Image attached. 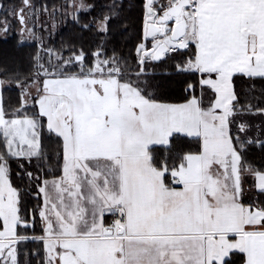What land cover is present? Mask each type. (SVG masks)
Returning <instances> with one entry per match:
<instances>
[{
  "label": "snow or ice",
  "instance_id": "obj_1",
  "mask_svg": "<svg viewBox=\"0 0 264 264\" xmlns=\"http://www.w3.org/2000/svg\"><path fill=\"white\" fill-rule=\"evenodd\" d=\"M0 16L35 49L0 63V264H264V170L246 160L264 150V0H20ZM61 25L99 38L90 63L56 47ZM133 35L134 57L108 54Z\"/></svg>",
  "mask_w": 264,
  "mask_h": 264
},
{
  "label": "trees",
  "instance_id": "obj_2",
  "mask_svg": "<svg viewBox=\"0 0 264 264\" xmlns=\"http://www.w3.org/2000/svg\"><path fill=\"white\" fill-rule=\"evenodd\" d=\"M0 3H4L6 5H10V4H17L18 5L19 1L18 0H0ZM34 3H36V5L38 7H42L44 4H47L49 9L51 10L53 5L63 4L64 0H35ZM81 15H85V14L82 13ZM2 18L3 17L0 16V19H2ZM85 18H89V17H86V15H85ZM12 25H13V30L10 33V36L8 37L7 41L0 39V63H4L5 61H11L13 58L20 57L22 55H26L27 53H30V52L35 50L33 47H28V46L21 48V49L16 48V44H17L16 24L12 22ZM135 30L136 29L133 28L130 31L132 33H134ZM61 37H63L66 40L75 41V43L77 45L82 44L84 47V50L86 52V60L89 63L93 59L92 51H94L96 46L100 43L99 38L95 36L94 32L85 33L83 35V38L81 39L80 34L78 32H76L75 29H72L70 27H64L63 25L60 26L58 33L56 35V38H55L56 47L60 46ZM134 43H135V36L134 35L132 36V40L129 43H125L120 38H114L109 43V45L107 46L108 47V54L111 55L112 46L115 45L118 52L120 54H122L124 57H130V56L134 57L135 56V52H134V48H133ZM149 47H150V44H149ZM130 49H131V51H130ZM67 54L68 53L65 52V55H67ZM129 62L131 63V60H129ZM26 64H27V61H25V66H26ZM244 87H249V86L244 85ZM255 87H256V90L254 93V97H259L260 96V89H261L262 85L260 84L259 81H257ZM237 90L238 91L241 90V85L239 82L237 84ZM170 91H171V98L173 99V101L174 102H180V97L183 94V86L182 85H173L171 87ZM254 97H250V98L252 99V103L256 104L258 101ZM241 99L243 101V95L241 96ZM3 101H4L5 106L17 105L19 102L18 89H16V87H15L13 89L4 90L3 91ZM259 102L261 104H264V100H260ZM246 160L249 163H251L254 167H256L257 169L264 170V150H261L259 147L258 148H255L254 146L250 147V149L246 155ZM13 167L17 168V166L14 165V163L12 164L11 178H14L16 176V175H14L15 172H14ZM16 180L13 182L15 185H17V183H18ZM12 181H13V179H12ZM25 186H26V184H23V187H25ZM36 206H37V200L35 199V197L26 194L24 196V199L22 202L21 215H24V216H26L27 219H29L32 215L30 210L35 209ZM36 221H37L36 229H38V227L39 228L41 227V225L39 223L38 213L36 215ZM36 229H35V232H36ZM40 230H41V228H40ZM28 234L31 235L32 231L29 232V230H28ZM36 234H39V233H36ZM25 247L27 249H32L35 247V245L31 241H29V242H27Z\"/></svg>",
  "mask_w": 264,
  "mask_h": 264
},
{
  "label": "rangeland",
  "instance_id": "obj_3",
  "mask_svg": "<svg viewBox=\"0 0 264 264\" xmlns=\"http://www.w3.org/2000/svg\"><path fill=\"white\" fill-rule=\"evenodd\" d=\"M19 1V3H20V0H18ZM34 1L35 0H33V3H34ZM19 3H18V5H19ZM34 4H36V3H34ZM42 19H47V17H42ZM9 20L11 21V22H13V23H15L16 24V32H17V28H18V24H17V22L15 21V20H12V18L11 17H9ZM11 33V32H10ZM10 33H9V36H10ZM46 39H47V37H45ZM0 39H2V40H5L2 36H0ZM16 86L15 85H12L11 87H7V86H5V90H7V89H13V88H15ZM45 145H46V147H50V145H49V142L48 141H45ZM14 165H16L15 163H14ZM17 166V165H16ZM35 168V164H33V169ZM13 169H14V175H16V173H17V171H18V169L17 168H14L13 167ZM46 171H47V169H45ZM13 179V182L16 180L18 183H17V185H19V186H22L23 187V184H26V181L25 182H21L18 178H17V175L14 177V178H12ZM33 191H35V186H33ZM34 197V196H33ZM30 219V220H29ZM28 220L29 221H31L32 220V215H31V217L29 218ZM41 228V227H40ZM40 228L38 227V229H36V233H40L41 232V230H40ZM30 231H32V229H31V227H30V229H29V232Z\"/></svg>",
  "mask_w": 264,
  "mask_h": 264
},
{
  "label": "crops",
  "instance_id": "obj_4",
  "mask_svg": "<svg viewBox=\"0 0 264 264\" xmlns=\"http://www.w3.org/2000/svg\"><path fill=\"white\" fill-rule=\"evenodd\" d=\"M253 123H254V124H259L260 121H259V119L253 118ZM253 135H256V131H255V129H253ZM261 139H264V137H261ZM254 147H255V148H258L257 146H254ZM247 181H248V183L245 184V187H246V188L248 187V184L252 183V181H253V177L248 176V177H247ZM246 199H247V197H246Z\"/></svg>",
  "mask_w": 264,
  "mask_h": 264
}]
</instances>
